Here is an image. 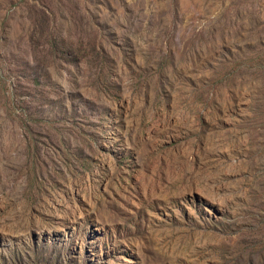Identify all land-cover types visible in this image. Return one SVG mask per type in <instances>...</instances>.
<instances>
[{"label": "rangeland", "instance_id": "rangeland-1", "mask_svg": "<svg viewBox=\"0 0 264 264\" xmlns=\"http://www.w3.org/2000/svg\"><path fill=\"white\" fill-rule=\"evenodd\" d=\"M0 264H264V0H0Z\"/></svg>", "mask_w": 264, "mask_h": 264}]
</instances>
